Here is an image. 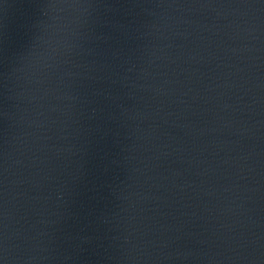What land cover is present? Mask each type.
Instances as JSON below:
<instances>
[{"label": "water", "instance_id": "obj_1", "mask_svg": "<svg viewBox=\"0 0 264 264\" xmlns=\"http://www.w3.org/2000/svg\"><path fill=\"white\" fill-rule=\"evenodd\" d=\"M0 264H264V0H0Z\"/></svg>", "mask_w": 264, "mask_h": 264}]
</instances>
